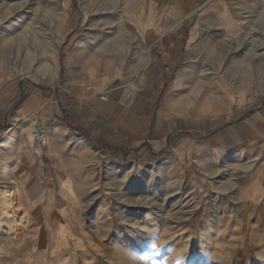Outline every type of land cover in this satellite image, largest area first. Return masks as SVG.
<instances>
[{"label":"rangeland","instance_id":"1","mask_svg":"<svg viewBox=\"0 0 264 264\" xmlns=\"http://www.w3.org/2000/svg\"><path fill=\"white\" fill-rule=\"evenodd\" d=\"M189 4L0 0V208L12 197L22 210L16 222L3 218L0 210V264H264V222L253 220L258 207L241 204L234 187L225 186L230 182L225 174L187 180L183 164L178 180L170 174L159 178L157 169L169 170L162 157L121 180L101 173L94 186V156L73 128L49 137L58 155L52 164L45 157L47 144L30 131L37 118H16L14 109L8 111L15 100L10 94L20 82L56 90L65 86L66 77L92 86L142 79L152 56L134 28L139 20L161 25L160 34L182 35L180 59L167 71L166 81L187 63L186 31L179 27L197 28L188 71L165 91L181 112L216 115L235 102L264 97V14L244 10L239 17L246 26L230 34L200 12L191 15ZM236 66L245 70L247 83L233 73ZM201 81L204 86L195 90ZM206 90L222 98L204 100ZM64 143L67 151L60 153ZM41 163L51 166L55 176L42 180V189L53 195L47 204L42 189L19 179ZM68 177L72 188L60 190L61 179Z\"/></svg>","mask_w":264,"mask_h":264},{"label":"crops","instance_id":"2","mask_svg":"<svg viewBox=\"0 0 264 264\" xmlns=\"http://www.w3.org/2000/svg\"><path fill=\"white\" fill-rule=\"evenodd\" d=\"M189 5L191 15L200 12L230 34L246 26L239 17L244 10L264 14V0H190ZM134 28L149 45L152 56L142 79L105 80L92 86L66 77L65 86L56 90L32 89L27 82H20L10 94L12 100L24 94L14 108V116L35 117L40 127L47 128L45 157L52 164L58 155L49 137L53 140L57 131L70 132L73 128L76 139L94 156V186L99 184L101 173L117 174L121 180L164 157L169 162L165 168L169 170L157 169L156 177L170 174L178 180L183 164L187 180H207L225 174L230 181L225 186L234 187L241 204L257 206L253 220L264 222V97L235 102L228 111L216 115L181 112L165 91L175 88L188 71L189 46L197 28L179 27L186 31L187 63L184 71L167 81L166 73L179 61V51L185 43L181 33L160 34L161 25L143 20L136 22ZM78 69L82 70V66L78 65ZM59 147L60 153L67 151L66 143ZM74 151L76 159L83 161L82 153ZM45 175L49 176L47 182L55 178L51 166L41 163L39 168H29L19 179L29 187L42 189ZM70 180V177L61 179L60 190L72 188ZM40 192L43 204L53 197L45 189Z\"/></svg>","mask_w":264,"mask_h":264},{"label":"bare ground","instance_id":"3","mask_svg":"<svg viewBox=\"0 0 264 264\" xmlns=\"http://www.w3.org/2000/svg\"><path fill=\"white\" fill-rule=\"evenodd\" d=\"M211 47V46H210ZM209 48V47H208ZM212 48V47H211ZM215 48V47H214ZM210 49V48H209ZM208 50V49H207ZM212 50V49H210ZM233 73L236 74L241 82V84H245L247 83V76H246V72L243 68L241 67H234L232 68ZM263 75H264V69H263ZM235 76V75H234ZM205 82H198L195 86V90H200L203 86H204ZM208 83V82H207ZM206 85V84H205ZM212 85V84H211ZM206 87V86H205ZM208 88V87H207ZM204 89V88H203ZM202 89V90H203ZM211 89V88H210ZM195 90H193V92H195ZM201 92V91H200ZM199 93V92H198ZM196 93V94H198ZM205 97L204 100L206 99L207 101L209 100H214V99H220L222 98L220 95H215V94H211L210 91L208 92L207 90L203 92ZM222 100V99H221ZM212 103V102H211ZM209 104V103H208ZM33 124V123H32ZM35 125V122H34ZM47 140V133H46V138L45 141ZM63 189V188H61ZM64 193V192H62ZM15 199H12V197L7 200H5V202L2 204V207L0 208L1 210V214L3 216V218H6V220H8V218L11 219V221L16 222V215L19 214V212L21 213L22 210L19 209L18 207H16V203L14 202ZM17 223L19 224V222L17 221Z\"/></svg>","mask_w":264,"mask_h":264},{"label":"built area","instance_id":"4","mask_svg":"<svg viewBox=\"0 0 264 264\" xmlns=\"http://www.w3.org/2000/svg\"><path fill=\"white\" fill-rule=\"evenodd\" d=\"M87 88L90 89V86ZM100 99H104V96H100ZM30 131L37 142L44 144L47 133L44 127H38V125L30 124Z\"/></svg>","mask_w":264,"mask_h":264},{"label":"trees","instance_id":"5","mask_svg":"<svg viewBox=\"0 0 264 264\" xmlns=\"http://www.w3.org/2000/svg\"><path fill=\"white\" fill-rule=\"evenodd\" d=\"M23 97H24V94H19L18 97L9 105L8 111L13 110L18 105V103Z\"/></svg>","mask_w":264,"mask_h":264}]
</instances>
